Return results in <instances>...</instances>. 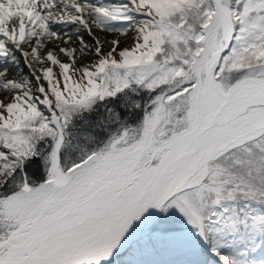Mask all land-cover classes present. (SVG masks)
Segmentation results:
<instances>
[{"label":"snow or ice","instance_id":"obj_1","mask_svg":"<svg viewBox=\"0 0 264 264\" xmlns=\"http://www.w3.org/2000/svg\"><path fill=\"white\" fill-rule=\"evenodd\" d=\"M0 264H264V0H0Z\"/></svg>","mask_w":264,"mask_h":264}]
</instances>
